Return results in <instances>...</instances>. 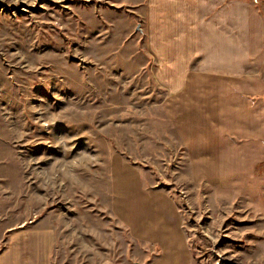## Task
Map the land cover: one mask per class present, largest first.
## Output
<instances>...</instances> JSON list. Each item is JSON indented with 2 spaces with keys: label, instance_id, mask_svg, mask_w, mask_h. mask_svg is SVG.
<instances>
[{
  "label": "rangeland",
  "instance_id": "rangeland-1",
  "mask_svg": "<svg viewBox=\"0 0 264 264\" xmlns=\"http://www.w3.org/2000/svg\"><path fill=\"white\" fill-rule=\"evenodd\" d=\"M129 10L0 0V250L51 227L53 264H148L112 212L120 163L176 201L191 264H264V159L242 183L196 171Z\"/></svg>",
  "mask_w": 264,
  "mask_h": 264
},
{
  "label": "crops",
  "instance_id": "crops-1",
  "mask_svg": "<svg viewBox=\"0 0 264 264\" xmlns=\"http://www.w3.org/2000/svg\"><path fill=\"white\" fill-rule=\"evenodd\" d=\"M121 1L145 33L154 78L196 171L242 183L246 162L264 159V0ZM118 164L112 212L151 249L148 264H191L176 201ZM55 239L51 227L13 230L0 264H53Z\"/></svg>",
  "mask_w": 264,
  "mask_h": 264
}]
</instances>
